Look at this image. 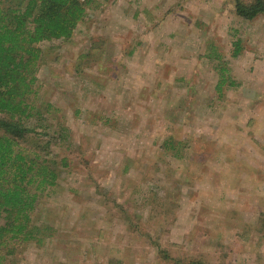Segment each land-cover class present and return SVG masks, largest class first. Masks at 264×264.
<instances>
[{
	"label": "rangeland",
	"instance_id": "rangeland-1",
	"mask_svg": "<svg viewBox=\"0 0 264 264\" xmlns=\"http://www.w3.org/2000/svg\"><path fill=\"white\" fill-rule=\"evenodd\" d=\"M36 47L28 124L66 129V165L32 213L49 235L0 264H264V16L90 0L70 39Z\"/></svg>",
	"mask_w": 264,
	"mask_h": 264
},
{
	"label": "trees",
	"instance_id": "trees-1",
	"mask_svg": "<svg viewBox=\"0 0 264 264\" xmlns=\"http://www.w3.org/2000/svg\"><path fill=\"white\" fill-rule=\"evenodd\" d=\"M233 14L246 21L264 16V0H231ZM90 0H0V261L24 243H40L49 228L32 222L38 196L56 185L58 168L51 146L63 142L65 128L55 137L38 138L33 119L41 116L35 96L37 62L43 41H67L83 21ZM238 49L232 51L235 56ZM218 55H213V59ZM215 88L225 82L220 74ZM47 107V106H46ZM29 145V147H26ZM164 258L165 254L159 251ZM168 264H203L166 256ZM163 259V260H164Z\"/></svg>",
	"mask_w": 264,
	"mask_h": 264
},
{
	"label": "built area",
	"instance_id": "built-area-1",
	"mask_svg": "<svg viewBox=\"0 0 264 264\" xmlns=\"http://www.w3.org/2000/svg\"><path fill=\"white\" fill-rule=\"evenodd\" d=\"M79 2H83L84 0H78Z\"/></svg>",
	"mask_w": 264,
	"mask_h": 264
}]
</instances>
